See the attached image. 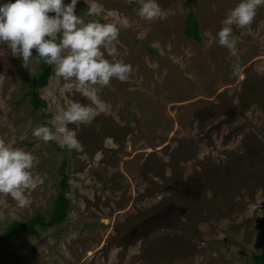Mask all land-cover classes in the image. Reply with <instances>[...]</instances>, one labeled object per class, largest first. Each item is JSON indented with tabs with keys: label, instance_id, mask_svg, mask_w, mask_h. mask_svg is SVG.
Masks as SVG:
<instances>
[{
	"label": "rangeland",
	"instance_id": "rangeland-1",
	"mask_svg": "<svg viewBox=\"0 0 264 264\" xmlns=\"http://www.w3.org/2000/svg\"><path fill=\"white\" fill-rule=\"evenodd\" d=\"M92 2H77L85 22L129 18L118 50L134 71L102 89L106 113L68 126L81 150L37 140L32 129L51 127L57 107L89 101L54 91L63 81L53 66L38 90L46 106L33 109L28 83L40 63L25 68L0 44V138L37 156L33 172L44 177L27 208L0 196V264H253L264 253V6L248 28L234 26L233 57L216 33L240 0H157L174 15L156 22L124 0H94L102 15L88 16ZM190 11L199 40L183 32ZM63 160L66 219L2 238L13 221L49 216Z\"/></svg>",
	"mask_w": 264,
	"mask_h": 264
},
{
	"label": "clouds",
	"instance_id": "clouds-1",
	"mask_svg": "<svg viewBox=\"0 0 264 264\" xmlns=\"http://www.w3.org/2000/svg\"><path fill=\"white\" fill-rule=\"evenodd\" d=\"M77 2L9 0L0 4V44H6L13 57H22L25 68L32 61L54 66L55 77L63 81L54 89L60 96L78 93L89 101L86 105L68 102L57 107L51 127L40 125L32 129V136L37 140L44 143L55 141L69 151L81 150L82 144L76 132L68 126H87L98 115L106 113L110 105L101 99L100 92L109 87L113 79L126 82L134 71L118 50L120 29L130 26L129 18L122 16L118 22L109 23L85 22L76 15ZM124 2L136 4V14L147 22L165 20L174 15L171 10L163 9L157 0ZM261 6H264V0H240L221 21L216 42L231 56H237L238 40L233 35L234 26L248 28ZM86 15L101 16L102 6L93 0L88 4ZM232 69L235 74L239 64L234 63ZM38 162L33 153L0 138V196H10L18 208L29 207L31 193L44 183V177L33 172ZM10 215L12 219L16 218L14 214Z\"/></svg>",
	"mask_w": 264,
	"mask_h": 264
},
{
	"label": "trees",
	"instance_id": "trees-1",
	"mask_svg": "<svg viewBox=\"0 0 264 264\" xmlns=\"http://www.w3.org/2000/svg\"><path fill=\"white\" fill-rule=\"evenodd\" d=\"M50 15H54V13H51ZM194 16L195 14L192 11L188 12L183 22V32L189 37L195 40H199V22L195 20ZM189 19H193L192 21L194 22V31L192 32H190L186 26V20ZM52 69V65H47L43 61H41L39 65V70L32 75L28 83L29 90L27 94L30 96V101L33 105V109L46 106L45 101L40 98L38 90L47 85L48 79L52 73ZM65 165L66 162L64 160L61 161V164L59 166L60 179L58 181V191L53 200L52 209L49 216L46 217L42 213H36L34 216L24 221H13L4 230L2 238H10L11 236L18 233H26L29 230L33 229L36 225L52 227L66 219L67 209L70 201L66 195L69 185L67 182L68 177L64 172ZM251 260L253 264H264V253L260 252L253 254L251 256Z\"/></svg>",
	"mask_w": 264,
	"mask_h": 264
}]
</instances>
